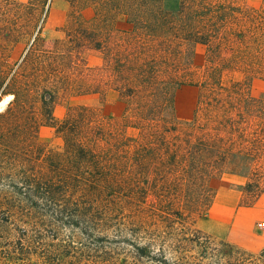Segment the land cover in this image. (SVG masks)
Listing matches in <instances>:
<instances>
[{"label":"trees","instance_id":"16d2710c","mask_svg":"<svg viewBox=\"0 0 264 264\" xmlns=\"http://www.w3.org/2000/svg\"><path fill=\"white\" fill-rule=\"evenodd\" d=\"M65 1L63 37L46 41L37 34L10 70L7 85V76L0 79V99L13 96L0 117L35 108L56 126L60 91L99 76L81 66L83 54L96 52L106 87L127 100L123 121L132 122L139 137H105L86 107L57 125L74 151L86 155V182L79 171L71 185L51 176L42 184L56 200L70 197L83 213L44 214L10 243H0L2 261L81 264L74 260L81 253L88 264L97 258L110 264H264V247L248 253L196 227L212 204V182L224 175L245 179L237 187L240 207L250 208L264 192V91L253 88L255 80L264 81V0L261 11L242 14L220 0H180L175 13L164 9L163 0ZM48 2L0 0V8L7 19L19 9L43 14ZM85 9L93 11L90 20L81 15ZM198 44L207 47L204 75L192 83ZM234 70L242 80L224 84L223 73ZM185 85L198 87V98L192 120L180 123L173 101ZM167 109L171 117L156 119ZM66 225L65 238L59 230Z\"/></svg>","mask_w":264,"mask_h":264},{"label":"rangeland","instance_id":"374dc122","mask_svg":"<svg viewBox=\"0 0 264 264\" xmlns=\"http://www.w3.org/2000/svg\"><path fill=\"white\" fill-rule=\"evenodd\" d=\"M17 1L26 4L29 0ZM179 1L163 0V7L166 11L175 13L179 7ZM220 1L239 7L237 14H242L245 10L261 11L263 7L262 0ZM68 11L69 6L65 0H49L43 14L35 10L32 14L26 15L22 9H19L14 17L7 19L4 18L0 8V79L7 76L3 87L9 81L10 70L13 72L16 69L15 64L21 61L33 37L39 34L46 41L63 37V29L68 24ZM81 15L83 19L90 20L93 17V11L85 9ZM123 23L121 18L118 25L123 26ZM31 33H33L32 37ZM241 47L243 50V45ZM206 52V46L196 45L191 69L193 70L192 83H197L204 75ZM82 57L85 63L81 66L88 67L99 76L88 82L81 78L73 82L68 89L60 91L53 110L56 126L44 122L35 108L28 109L30 112L27 114L16 115L11 112L7 117H0V243H10L31 223L45 217L44 214L61 215L58 212H52L53 210L59 209L64 215H82L83 213L80 208L72 204L70 197L56 200L55 196L48 194V190H44V184H42L46 176H51L56 182H66L71 185L73 173L78 175L79 171L80 179L86 182V155L74 151V146L69 145L71 143L69 138L66 139L60 130H57V125L62 124L69 117H74L78 109L86 107L92 112L91 118L95 122L94 125L100 127L105 137L116 136V133L135 139L139 137V129L133 127L132 122L127 124L123 121L126 118L124 114L127 100L122 99L110 87H106L107 73L101 72L104 68L101 54L87 52ZM73 75L75 73L72 77ZM242 78L243 74L234 70L224 72L222 82L227 84L240 81ZM95 83L97 90L93 86ZM86 85H89V88ZM253 88L256 92L264 91V81L255 80ZM87 89H89L88 92L85 91ZM91 90L95 91L90 92ZM197 98L198 87L193 85L182 86L175 92L173 117L176 121L184 123L192 120ZM12 99V95L1 97L0 113L8 110ZM160 117H171L169 109L158 113L156 119ZM127 125L130 127L126 129ZM78 126L79 124L76 123L75 127ZM70 138L76 141L78 136L72 135ZM78 168L79 170L76 171ZM244 181V178L232 175H224L220 181H213L212 186L215 192L212 204L197 220L196 227L217 241L257 254L264 247V192L250 208L240 207L241 193L237 187ZM50 197H53V200ZM69 228L66 225L59 230L65 238L70 235ZM52 233L54 234L50 232ZM80 241L78 246L81 247L84 241L83 239ZM77 256L74 260L78 263L88 264L84 254L80 253ZM5 262L12 264L9 260ZM0 264H5L2 258H0ZM94 264L110 263L97 258ZM112 264L127 263L120 260ZM181 264H194V262L184 260ZM205 264L214 263L205 261Z\"/></svg>","mask_w":264,"mask_h":264}]
</instances>
